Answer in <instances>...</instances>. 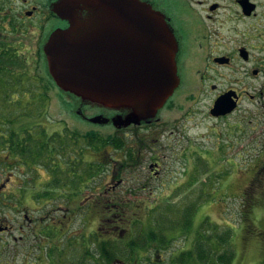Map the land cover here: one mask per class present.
Segmentation results:
<instances>
[{
  "label": "flooded vegetation",
  "instance_id": "1",
  "mask_svg": "<svg viewBox=\"0 0 264 264\" xmlns=\"http://www.w3.org/2000/svg\"><path fill=\"white\" fill-rule=\"evenodd\" d=\"M57 1L0 0V68L8 70L10 65L15 67V72L7 74V77L5 75L1 77V84H23L27 75L26 82L32 80L33 48L36 51L38 50L37 52H40L43 56L48 77L55 84L48 71L44 46L55 30L69 27V23L62 20L54 12V6ZM141 1L152 6L154 10L164 16L178 46L176 62L180 80L179 86L157 115L141 122L139 125L132 124L125 127L122 122L129 113L127 110L120 111L104 108L83 101L81 98L64 92L57 87L70 104L71 114L75 118L90 125L108 126L115 129L109 145L106 144L105 147H102L105 150L103 155H107L103 161L106 160V165L108 166H114V169H110L106 173V178H104L106 181L101 187V195L103 196L112 195V190H117V187L112 186L108 179L110 178L111 181H114L119 170L132 173L145 168L144 166L147 165L148 175L151 178L162 177L167 163L161 153L166 150L178 149V151H181V153L177 154L179 159L174 160V162L183 163L184 168L180 171L181 179H191L189 184L194 181V172L195 174L197 171L202 172L199 167L205 166L204 161L209 163L223 161L218 156L223 157L224 142V144L218 143L214 145L212 149L197 151V148H194L195 144L192 139L181 131L183 129L181 128L182 116L166 119L160 113L164 109L168 110L173 106L177 107L181 102L175 101L177 100L176 98L181 97L180 94L183 91L188 92L192 85L197 86L201 94H205L204 87L209 86L216 94L212 99L208 113L216 123L224 121L238 110L244 97L239 92V89L229 86L232 76L241 75L240 70L244 69L242 78H232L236 83L243 84L249 78L259 80L260 76L264 74L260 55L262 53L261 42L262 38H264V0ZM18 52L24 58L20 61H15L14 57L19 54ZM26 54L29 55L25 56ZM1 62L5 63V65H2ZM224 85L228 87L223 88ZM26 93L33 98V92L27 91ZM227 94L232 96L229 98L236 103V108L227 114L214 115L212 110L216 102ZM185 111L184 115L188 117H192L196 113L195 111L192 112L190 108ZM156 126L157 129H155ZM179 127L180 129H177ZM137 129L146 131H144V134H140ZM130 131L133 132L132 135H129ZM60 134L65 141L71 136L72 143L67 145V142H65V144L68 149L73 147L72 152L75 153L78 164L80 162L85 163V155L83 153L85 152L84 136L86 135L71 131L67 125L63 127ZM76 134L78 136H75ZM118 134H123L125 137L130 138V142H133L134 145L132 147L125 145V147L127 146L126 149L124 144L122 147H118ZM29 137L30 141L27 142L26 134L21 136L15 130L10 129L8 133L0 134V149L6 153L3 159L4 167L12 168L23 164L30 173L28 174L29 180L33 181V130H30ZM164 140H169L171 143L163 144L162 146ZM28 144L30 146L29 154L27 152L22 154L19 151H14L21 148L27 150ZM119 152H121L122 157L118 159L117 155ZM260 154L261 152H253V155L249 156L257 158ZM238 156V158H242L240 155ZM117 166L119 169H117ZM167 170L174 172L175 169L167 168ZM12 171H7L4 180L0 181V194L3 195L0 203H3V209L23 216L22 221L19 225L17 224L18 226L12 224L11 216L7 218L0 217V236H8L14 242L23 244H19L18 247L15 244L11 249L9 245L5 250L8 254H2V256H5L4 258L1 257L0 264H11L12 262H18V264H185L182 259L187 256V252H190V264H196L195 241L192 243V239L189 238V233L191 232L192 235L194 232L192 231V222H189L187 214H185L186 222H183L182 226L179 223L174 226L181 230L180 236L174 239L165 238L163 237L165 233L161 232L160 234H155L158 236L157 238L137 240L134 237L133 223H131V230L118 224L117 215L121 214L122 216V214L126 213V207L114 202L113 198L104 206L106 208L103 213L104 218L99 214L101 222L98 225L103 230L102 235L93 230L85 239L86 235L82 230L76 231L71 236L77 239H85L82 246L85 249L89 248L90 250L99 251V253L93 256L88 255L89 253L87 252L79 256L69 255L65 251L69 243L66 245L63 242L55 241V238L59 236V239L62 240L64 237L65 239H70L68 237V225L64 222L68 215H64L62 219H57L51 216V213L60 208L62 211L64 209L68 213L76 214L80 209L83 210V206L81 204L73 208L53 206L50 210L44 212L43 215L33 217L34 211L40 210L39 212H42L41 210L47 208H45L46 206L36 207L31 211L27 208L15 207V199L13 198H17V194L10 189L12 187V179L15 176ZM80 171L81 169L77 173L74 171L73 175L76 174L79 179L78 186H84L85 184L80 180L83 177ZM65 172V169H63L62 173L64 174ZM226 173L224 169L217 171L216 179L218 181L223 180ZM21 174L26 175V173ZM49 176H52V174L49 173ZM95 177H102V174L95 173V169L90 167L89 173L85 175V178L89 181ZM205 182L208 183L210 181L206 179ZM121 183L122 179L118 181L117 185L120 186ZM177 188L180 190L182 188L181 184ZM175 190L177 191V189ZM30 192L33 194V189ZM217 192L218 190L214 189L210 194H221ZM80 194H83V189L77 192L73 191L72 195H63L70 202L69 198H74ZM18 200L21 201L20 199ZM9 201L12 203L8 204ZM97 208L99 211H97ZM145 208L147 210V218L153 208ZM95 211L101 213L98 206L95 207ZM120 220H124V218ZM127 222L129 223L130 221L128 220ZM158 223L162 224V222ZM147 224L144 225L149 226L151 223L148 222ZM170 225L173 226V223L163 222V228H167ZM15 232L20 234L19 238L14 235ZM126 234L131 235V237H127ZM27 238H29L28 242H26ZM100 241L103 243V247L97 248L96 243ZM172 241L173 244L170 246ZM19 246L21 247L19 248ZM101 250H104V252L101 253Z\"/></svg>",
  "mask_w": 264,
  "mask_h": 264
},
{
  "label": "rangeland",
  "instance_id": "2",
  "mask_svg": "<svg viewBox=\"0 0 264 264\" xmlns=\"http://www.w3.org/2000/svg\"><path fill=\"white\" fill-rule=\"evenodd\" d=\"M261 43L262 53L260 55L262 57V67L264 68V38H262ZM37 51L33 48L32 80L26 82L27 75L23 84L10 83L5 86V84H1V77L3 75L7 77V74L15 72V67L10 65L8 70L0 68V134L4 132L6 134L8 130L13 129L22 136L30 134V130H33V145L35 140H39L41 144L46 143L49 137L46 147L54 148L56 153L52 154L54 156L55 154L59 155L60 159L58 158L55 164L52 162L51 167L54 166L56 169H51L49 163L46 165L41 161H33V181H30L28 177L30 173L23 164L12 168L4 167L3 159L6 153L0 149V181L4 180L7 171L13 170L12 172L15 173L10 189L21 200L13 198L15 199V207H23L33 211L36 207L46 206L47 209L41 210L42 212H39L40 210L33 212L32 216L37 217L43 215L53 206L73 208L81 204L83 210L80 209L76 214L68 213L64 209L62 211L60 208L51 213V216L57 219H62L64 215H68L64 222L68 225V237L70 239L64 237L63 241L59 239V236L55 238V241L63 242L66 245L69 243L65 251L74 256L84 255V252L89 253L88 255L91 256L99 253L96 250L85 249L82 244L87 239V235L93 230L97 231L98 234H103L101 226L98 225L101 222L99 214L104 218L103 213L106 211L104 206L112 198L114 202L126 207V213L122 216L121 214L117 215L118 224L131 230V223H133L134 237L137 240L154 237L156 233L160 234L161 232L165 233L163 236L165 238L174 239L180 236L181 230L174 227L175 224L179 223L182 226V223L186 222L185 214L189 218V211H193L190 220L192 218V231L195 234L193 232L192 235L191 232L189 233L192 243L193 241L196 243L198 231L207 228L208 222L226 226L232 230L233 235L232 243L235 259L232 264H264V74L260 76L259 80L249 78L243 84L236 83L232 78H242L244 69L240 70L241 75L232 76L229 86L239 89L244 97L238 110L224 121L216 123L208 113L212 99L216 94L209 86H205L206 92L201 94L198 87L192 85L188 92L183 91L180 94L181 97L176 98L175 101L181 102L177 107L164 109L160 113L166 119L182 116L181 128L183 129L181 131L192 139L195 144L194 148H197V151L212 149L214 145L224 142L223 157L218 156L223 161L218 163L204 161L205 166L199 167L202 172L197 171L196 174L194 172V181L189 184L191 179H181L180 171L184 168L183 163L174 162V160L179 159L177 154L181 151H178V149L166 150L161 153L162 157L168 159L164 158L167 164L162 177L151 178L148 175L147 165L144 166L145 168L132 173L119 170L114 181L108 179L112 186L117 187V190H112V195L103 196L101 195V187L106 181L104 179L106 173L110 169H114V166L106 165V160L103 161L107 157V155H103L105 150L102 147L95 150L93 148L86 149L85 146L87 145L85 143V152L83 153L85 163L80 162L78 164L76 162L77 157L72 152L73 147L69 149L67 147L65 151L58 152L61 146L66 145L65 142H67V145L72 143L71 136L66 141L62 137L61 140H57L56 133H61L63 127L67 125L71 131L78 132L81 135L103 138L104 144L109 145L107 141L111 140L115 129L108 126L90 125L75 118L71 114L70 104L48 77L44 58ZM19 54L14 57L15 61L24 58L22 54ZM2 65H5V63H2ZM226 87L228 86L224 85L223 88ZM27 91L33 92V98L27 95ZM189 108L192 112H196L192 117L184 115L185 110ZM155 129H157V126ZM177 129H180V127ZM137 130L140 134H144V131H146ZM132 134L133 132L130 131L129 135ZM118 136V141H121L124 147L125 145L130 147L134 145L133 142H130L131 139L125 137V135L118 134ZM50 139H52V142L56 141L55 144H51ZM168 143H171V141L164 140L162 146ZM97 145L102 144L98 143ZM253 152H261V154L257 158H253L249 156L253 155ZM238 155L242 158H238ZM121 157V152H119L117 158ZM90 167L95 169V173L102 174V177H95L88 181L85 175L89 173ZM167 168L175 170L170 172ZM61 169H65L66 172L63 174ZM79 169H81L80 172L83 175L80 180L83 181L84 186H78L79 179L76 174L73 175L74 171L77 173ZM117 169H119L118 166ZM222 169L227 173L223 180L218 181L216 172ZM53 170H56L55 174L52 173ZM21 173H26V175ZM49 173H52V176H49ZM57 179L60 181V186L55 182ZM120 179H122V183L118 186L117 183ZM206 179L210 182L206 183ZM179 184L182 187L180 190L177 188ZM32 189L33 194L30 192ZM82 189L83 194L69 198L70 202L63 195H72L73 191L77 192ZM214 189L221 194L211 195L210 192ZM40 194H49V196L39 199L37 196ZM0 199H3L2 194H0ZM10 203L12 202L9 201L8 204ZM96 206L100 208L101 213L95 211ZM2 207L3 203H0V217L7 218L11 216L12 224L18 226L23 215L5 210ZM145 207L153 208L147 218ZM97 211H99L98 208ZM121 218H124V220L119 221ZM148 222L151 224L145 226L144 224L148 225ZM158 222H162V224ZM163 222L173 223V226L163 228ZM82 230L86 235L85 239L71 237L76 231ZM146 233H150V235H146ZM14 235L17 238L20 236L18 232H15ZM126 235L131 237V235ZM28 241L29 238L26 242ZM170 243L171 246L173 241ZM15 244L18 247L20 243L14 242L8 236H0V259L5 256H2V254H8L5 251L8 246L10 245L11 249ZM96 245L97 248L103 247L101 241L97 242ZM11 264H18V262H12Z\"/></svg>",
  "mask_w": 264,
  "mask_h": 264
},
{
  "label": "water",
  "instance_id": "3",
  "mask_svg": "<svg viewBox=\"0 0 264 264\" xmlns=\"http://www.w3.org/2000/svg\"><path fill=\"white\" fill-rule=\"evenodd\" d=\"M69 23L44 46L56 85L83 101L129 113L122 125L154 118L179 86L177 42L164 16L141 0H58ZM230 94L212 113L236 108Z\"/></svg>",
  "mask_w": 264,
  "mask_h": 264
},
{
  "label": "trees",
  "instance_id": "4",
  "mask_svg": "<svg viewBox=\"0 0 264 264\" xmlns=\"http://www.w3.org/2000/svg\"><path fill=\"white\" fill-rule=\"evenodd\" d=\"M5 86H8V84H5ZM14 92V91H13ZM58 139L61 140V134L56 133ZM75 136H78L77 134ZM27 137V142L30 141L29 134H26ZM49 137L46 140V143L41 144L39 140H35V144L33 145V161H38V162H43V163H49L50 167L55 164L56 160L58 158L60 159L59 155L55 156L53 155L55 150L54 148H48L46 147L48 145ZM50 139V143L55 144V139ZM84 141H86V149L93 148L99 149L101 147H105L106 143L104 144L103 138H100L98 136H84ZM111 141H107V143H110ZM98 143H101L102 145H97ZM118 147H122L123 143L121 141H118L117 143ZM56 148V147H55ZM67 149V145L61 146L58 149V152L65 151ZM52 150V151H51ZM14 151H19L22 154L27 152L28 154L30 153V146L28 144L27 150L24 148H21L20 150H14ZM57 151V150H56ZM53 153V154H52ZM56 153V152H55ZM24 156V155H23ZM26 157V156H25ZM23 157V158H25ZM53 162V163H52ZM48 168V167H47ZM55 168L54 166L51 167ZM49 169V168H48ZM56 169V168H55ZM62 171V169H61ZM53 174L56 173V170L52 171ZM50 173V174H52ZM57 185H61L59 179L55 180ZM47 197L49 194H40L37 196V198H42V197ZM193 215V211L190 212L189 214V221L192 222V218L190 220V217ZM207 228H202L198 231L197 235V241L195 243V253H196V258H195V263L196 264H232L234 259H235V252L233 248V243H232V230L226 226H221L217 224H212L210 222L207 223ZM146 235H150V233H146ZM144 236V235H143ZM158 236L154 237H147L148 239H153L157 238ZM145 238V237H144ZM101 253L104 252V250L100 251ZM182 262L185 264H190V252H187V256L182 259Z\"/></svg>",
  "mask_w": 264,
  "mask_h": 264
}]
</instances>
